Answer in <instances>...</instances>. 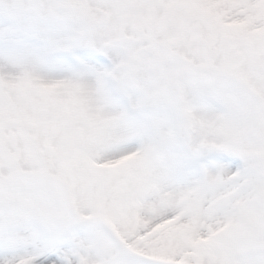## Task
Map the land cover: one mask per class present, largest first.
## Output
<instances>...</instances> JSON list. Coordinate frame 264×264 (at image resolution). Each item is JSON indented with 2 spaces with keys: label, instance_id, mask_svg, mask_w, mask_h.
I'll list each match as a JSON object with an SVG mask.
<instances>
[{
  "label": "snow or ice",
  "instance_id": "obj_1",
  "mask_svg": "<svg viewBox=\"0 0 264 264\" xmlns=\"http://www.w3.org/2000/svg\"><path fill=\"white\" fill-rule=\"evenodd\" d=\"M0 264H264V0H0Z\"/></svg>",
  "mask_w": 264,
  "mask_h": 264
}]
</instances>
